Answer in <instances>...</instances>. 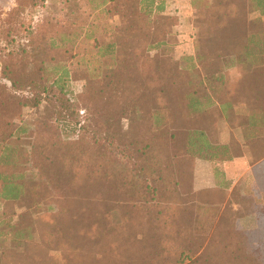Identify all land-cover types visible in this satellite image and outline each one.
<instances>
[{
  "label": "trees",
  "instance_id": "1",
  "mask_svg": "<svg viewBox=\"0 0 264 264\" xmlns=\"http://www.w3.org/2000/svg\"><path fill=\"white\" fill-rule=\"evenodd\" d=\"M82 1L101 21L108 3L122 5V14L120 25L103 28L115 33L110 43H101L98 19L83 27L98 67L82 57L80 73L60 59L71 54L61 43L81 35L76 23L69 33L48 30L61 24L50 19L25 28L21 15L48 0H18L13 11L18 30L30 33L15 58L6 54L10 89L0 83V264H57L52 248L63 253L60 264H264V168L251 191L195 189L198 159L247 151L264 166V0H192L204 9L207 31L190 45L159 39L167 34L166 0ZM251 11L260 17L250 19ZM138 14L147 21L136 24ZM72 80L85 82L76 102L66 90ZM42 104L57 109V122L23 127L26 110ZM133 111L139 119L124 132ZM60 123L79 126L77 139L65 140ZM227 128L242 135L224 142ZM47 198L58 211H34ZM224 204L201 250L207 237L197 232L198 212ZM247 216L257 218L256 229L239 228ZM9 240L13 250H2Z\"/></svg>",
  "mask_w": 264,
  "mask_h": 264
},
{
  "label": "rangeland",
  "instance_id": "2",
  "mask_svg": "<svg viewBox=\"0 0 264 264\" xmlns=\"http://www.w3.org/2000/svg\"><path fill=\"white\" fill-rule=\"evenodd\" d=\"M17 1L18 0H0V83L8 85L9 89H10V83L2 77V71H3L2 68L5 64V60L7 59L6 54L13 53V58H15V56H17V54L20 53L21 48H24V45L26 44L28 39L27 36L30 33V31L20 32L18 30L20 25L15 19L16 15L13 13V11L18 7ZM66 1L67 0H48L44 8H39L36 9L35 11L30 10L25 14L21 15V19H23L24 21L25 28H28L30 30L36 27L39 21L45 20V22H47L48 19L52 20L53 23L60 21L61 22L60 26H54L50 24V26L48 27V30L53 28V30H59L60 33L63 31H65V33H69L72 29H74L72 28L71 24L76 23L77 27L75 28L74 32L78 30V32L81 33V35L74 37L72 43H65V44L64 42L61 43V45L65 46L64 49L70 50L71 54L65 57H60V59H62L61 64L63 66L71 67L73 71H76L75 73H80L81 71H85V70L78 71L79 69H81V65H82L81 59H83L82 57L87 58L88 61L91 62L92 69L98 67L97 65H95V63L92 60L93 54H95V51L93 50V45H88L84 43L83 33H85L84 31V29L86 28L85 25L88 24L89 21H95L98 19L97 21L99 22L101 21L100 20L101 18L95 16L97 15V12L94 13L90 5L86 1L81 0L78 3H67ZM210 3H211L210 0H204L201 3V5L204 6V4H210ZM107 8L110 9V15H108V17H105L104 20L101 21L102 30L107 25L108 22L109 25L111 24L114 26L121 24L119 16H121L122 14V5H120L118 2H113V3H108ZM79 11L81 15L80 17L78 15ZM193 15H194L193 19L195 21L197 32L203 34L204 31H207V25L205 24V17H204V9L203 8H200V10L195 9L193 11ZM136 17L137 19L134 20L136 24H143L147 21V19L145 17H142V15L138 14L136 15ZM259 17H260L259 12L251 11L249 13L250 19H258ZM62 21L66 23L67 25L66 28L65 27L62 28L63 27ZM152 26L154 27L155 25ZM170 26L171 23L168 20L166 33H168V29ZM109 29L110 28H107L105 32L103 30L98 36L102 44H107L115 40V33H110ZM168 35L169 33L168 34L160 33L159 39L167 40ZM171 52L172 50H168L164 48L160 51V53L163 55H171L170 54ZM155 53L156 51L153 50L150 51L149 55L151 56L154 55ZM229 63L230 62H228V64ZM182 65L184 66L185 63L182 62ZM48 68L50 69L53 68V64L49 65ZM238 69H239V65H237V63L229 67L230 75L235 76ZM53 76L54 73L50 71V73H48V78ZM66 90L70 91L68 97L72 99V102H76V97L82 95L85 90V82L83 80L69 81ZM14 94H18V92H15ZM84 113L85 110H82L81 115H84ZM156 116H158L157 118L159 120L160 118L159 115ZM58 119L59 116L57 114V109L54 106L50 108L46 104H42L40 107L36 109L26 110L23 127L30 128V127H34L35 124H39V123L54 124L57 122ZM138 119H139V114L133 111L130 118L124 119L122 121L123 131L127 132L132 121ZM60 126H61L60 130H62L61 135L65 140L73 141L77 139L79 133V126H76L74 123L71 125L70 123L68 124L60 123ZM37 173L38 172H31L29 173V176L32 178L33 177L38 178V176H36ZM48 200L49 198L45 200H39L40 210L36 208L34 209V211L46 213L49 207L53 208V210L49 211L50 213H55L56 211H58L59 208L57 202L55 201L48 202ZM199 203L200 202L194 204L198 205ZM232 208L234 210L237 209V205H232ZM225 209H226V204L221 205V208L217 211L211 210L208 211L206 214L202 212H198V215L200 216V221H199V226L197 228V232L203 233L205 235L203 234L202 235L207 237L206 241L203 242V248L201 250H203L205 248L204 246L209 243L208 239L214 230L216 224L215 221L218 219V216H220L223 213V211H225ZM111 217L112 220L118 219L117 216H115L114 214H112ZM257 223L258 220L255 216H247L239 222V228L244 231L245 230L252 231L257 228ZM40 241H41L40 235L36 234L34 242L40 243ZM192 242H194V238L192 239ZM5 245L6 246H4V248L3 247L1 248L2 250H6V251L13 250V244L11 242L10 244H5ZM199 246L200 245L195 244L193 249L197 250ZM25 247L26 244L24 243L22 248ZM50 255H51V259H53L52 262L57 264L63 263V253L61 251L56 250V248H52L50 249ZM186 263L189 262L186 261ZM151 264H159V263L158 261L154 260L153 263Z\"/></svg>",
  "mask_w": 264,
  "mask_h": 264
},
{
  "label": "crops",
  "instance_id": "3",
  "mask_svg": "<svg viewBox=\"0 0 264 264\" xmlns=\"http://www.w3.org/2000/svg\"><path fill=\"white\" fill-rule=\"evenodd\" d=\"M194 10L192 0H166L164 13L169 17L171 23L168 29V42L178 45L193 43L197 32L193 19ZM214 98L217 99L215 96ZM242 132L243 130L240 129L230 130L227 128L222 134L223 141L227 142L232 133L239 137ZM257 168L258 172H261L264 166H261V163H253L247 151L232 160L198 159L195 166V189L197 191L220 190L229 196L237 189L251 191L254 188L252 184L256 180L255 171Z\"/></svg>",
  "mask_w": 264,
  "mask_h": 264
}]
</instances>
